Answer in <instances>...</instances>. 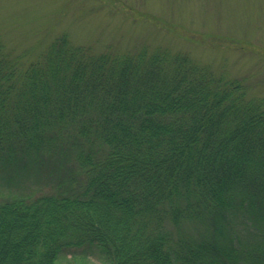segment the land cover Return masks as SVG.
<instances>
[{"label":"trees","instance_id":"trees-1","mask_svg":"<svg viewBox=\"0 0 264 264\" xmlns=\"http://www.w3.org/2000/svg\"><path fill=\"white\" fill-rule=\"evenodd\" d=\"M45 46L24 61L0 35V152L64 146L78 169L0 199V264H264L262 97L166 46Z\"/></svg>","mask_w":264,"mask_h":264},{"label":"rangeland","instance_id":"rangeland-1","mask_svg":"<svg viewBox=\"0 0 264 264\" xmlns=\"http://www.w3.org/2000/svg\"><path fill=\"white\" fill-rule=\"evenodd\" d=\"M60 33L93 51H184L241 79L250 94L264 99V0H0V35L22 60ZM1 151L7 160L0 158V199L60 191L69 186L63 180L71 169H78L64 146L38 153L17 146L12 158L6 145ZM64 151L69 156L59 158ZM80 254L63 255L60 262L102 264L94 253Z\"/></svg>","mask_w":264,"mask_h":264}]
</instances>
